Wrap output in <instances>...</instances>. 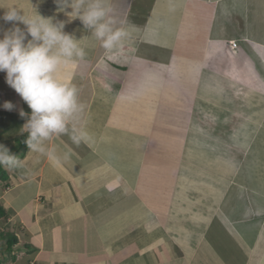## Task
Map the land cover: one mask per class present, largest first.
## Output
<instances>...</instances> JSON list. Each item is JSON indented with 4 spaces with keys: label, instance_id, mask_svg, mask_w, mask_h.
Returning a JSON list of instances; mask_svg holds the SVG:
<instances>
[{
    "label": "crops",
    "instance_id": "0c3cea01",
    "mask_svg": "<svg viewBox=\"0 0 264 264\" xmlns=\"http://www.w3.org/2000/svg\"><path fill=\"white\" fill-rule=\"evenodd\" d=\"M107 2L128 33L111 51L55 0H0V17L65 21L86 52L59 75L87 138L47 142L58 159L16 152L31 109L0 72V144L23 161L0 181V222L18 239L6 264H264V0ZM11 27L0 19V38ZM244 165L255 180L228 183Z\"/></svg>",
    "mask_w": 264,
    "mask_h": 264
},
{
    "label": "clouds",
    "instance_id": "9594fccd",
    "mask_svg": "<svg viewBox=\"0 0 264 264\" xmlns=\"http://www.w3.org/2000/svg\"><path fill=\"white\" fill-rule=\"evenodd\" d=\"M55 3L68 23L78 19L105 50L121 46L128 36L125 29L114 26L116 22L107 0H55ZM33 9L34 13L27 15L16 7H9L0 17L12 25L0 38V72L6 73V83L31 109L30 115L23 110L19 112L26 118L21 129L27 133L25 143L30 152L58 159L46 147L47 142L69 132L74 144L87 138L83 129L73 126L83 111L78 88L70 77L62 79L59 75L69 64L84 59L86 52L80 46L81 39L65 32V21L43 17ZM14 107L11 102L3 104L7 111ZM68 158L66 155L63 159ZM22 162L0 144V166L17 167Z\"/></svg>",
    "mask_w": 264,
    "mask_h": 264
},
{
    "label": "rangeland",
    "instance_id": "374dc122",
    "mask_svg": "<svg viewBox=\"0 0 264 264\" xmlns=\"http://www.w3.org/2000/svg\"><path fill=\"white\" fill-rule=\"evenodd\" d=\"M121 2V1H120ZM120 9L119 8H115V11H114V13H116V12H118ZM169 40V42L171 43V44H176L177 43V46H181V44L179 43V40H178V37L176 38V39H172L171 37H170V39H168ZM162 50H164L163 51V58L167 55L168 56V53H170L169 51H172L171 49H168V48H166V47H163L162 48ZM175 53H180L179 51L177 52V51H175ZM170 95H173V96H176V94H170ZM145 104V103H144ZM137 105H140V104H137ZM134 107V106H133ZM15 146V148H16V152H18V151H20V156H23L24 155V149H22V148H17V146H16V144L14 145ZM13 150V149H12ZM27 150H29V149H27ZM26 150V151H27ZM15 152V153H16ZM212 157H215V155H213ZM233 167V166H232ZM230 167V169H227V171L229 170L230 171V174H229V176H228V178H227V180H228V183L231 181V179H234V181H236V183H233L234 185H236L237 184V182H239L241 179H246L247 177L246 176H249L248 177V180L251 178L252 180H255V178L257 177V176H255L254 175V169L253 168H251V167H247V166H243V167ZM243 169V170H242ZM247 174H249V175H247ZM192 176V175H191ZM190 176V177H191ZM194 178V177H193ZM192 178V179H193ZM213 178V177H212ZM260 180V179H259ZM192 182V181H191ZM194 182V181H193ZM193 182H192V184H193ZM227 183V184H228ZM192 184L190 185V186H192ZM232 187V186H231ZM233 188V187H232ZM186 192L188 193V195H190L191 196V198H193V199H195V198H197V202H198V200L200 201L202 198H201V196L200 197H198L199 196V190L197 189V188H195V187H189V189H187L186 190ZM239 197V196H238ZM234 200H235V196H234V198H233ZM234 200L232 201L231 200V202L233 203V206H231L232 208H237V204H234ZM244 200L246 201V199H245V197H244ZM215 206H216V203H215ZM239 206V205H238ZM211 207H212V205H211V203L209 204H207L206 205V209L204 208V210L203 211H206V212H210V210L208 209V208H210L211 209ZM2 223L0 222V259H6L7 258V260L9 261L10 260V258H8V254H4V253H6V241L1 237V235L2 236H5V235H7V234H10V233H8L7 232V228H5L4 226H2V225H4V224H2Z\"/></svg>",
    "mask_w": 264,
    "mask_h": 264
},
{
    "label": "trees",
    "instance_id": "16d2710c",
    "mask_svg": "<svg viewBox=\"0 0 264 264\" xmlns=\"http://www.w3.org/2000/svg\"><path fill=\"white\" fill-rule=\"evenodd\" d=\"M26 139H27V133L14 140V143L16 144L18 149L22 148L24 149V151L29 149V147L25 143ZM0 181L4 184V186H7L8 174L7 171L4 169V166H0ZM6 218H8V213L5 211L3 207H0V220ZM1 237L6 241V250H5L6 253L4 254L5 255L8 254V258H10V260H15L16 258L15 255L13 254V250H14V246L18 243L17 237L12 234H7L5 236L1 235ZM9 261L7 260V258L0 259V264H6Z\"/></svg>",
    "mask_w": 264,
    "mask_h": 264
},
{
    "label": "built area",
    "instance_id": "2783aa9c",
    "mask_svg": "<svg viewBox=\"0 0 264 264\" xmlns=\"http://www.w3.org/2000/svg\"><path fill=\"white\" fill-rule=\"evenodd\" d=\"M231 48H232L233 50L238 49V43H237V42H231Z\"/></svg>",
    "mask_w": 264,
    "mask_h": 264
}]
</instances>
